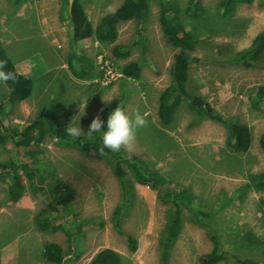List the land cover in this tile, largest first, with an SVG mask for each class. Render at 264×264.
<instances>
[{
	"label": "rangeland",
	"instance_id": "rangeland-1",
	"mask_svg": "<svg viewBox=\"0 0 264 264\" xmlns=\"http://www.w3.org/2000/svg\"><path fill=\"white\" fill-rule=\"evenodd\" d=\"M78 1L94 26L122 0ZM175 1L182 24L193 33L191 52L198 58L190 65L186 89L207 101L225 119L248 127L250 145L244 153H235L225 144L227 131L222 123L197 115L184 102L177 106L171 123L158 121L157 99L169 83L168 66L175 51L160 29L159 0H150L145 18L118 23L114 41L100 42L91 36L74 44L67 35V0H0V39L11 40L6 50L14 53L10 55L14 63L20 62L18 56L30 49L48 52L50 46L45 39L54 37L55 46L65 45L64 50L82 52L92 65L91 75L85 78L57 73L53 80L57 88L53 90L39 91L33 80V92L26 100L6 105L2 124L20 128L34 118L38 105L53 98L68 103L69 122H77L79 117V126L87 132L92 119L100 117L104 100L119 98L130 113L138 109L148 123L137 130L132 152H109L123 158L136 155L171 186L179 185L190 194L186 205L179 206L178 233L162 256L167 230L177 209L171 200L160 202L155 190L137 183L128 172L127 197L122 200L110 154L87 153L73 144L74 138L69 135L64 141L47 134L40 144V160L49 161L45 162L47 169L52 166L74 195L70 208L52 213L73 231L70 252L62 231L40 230L35 224V217L45 205L31 193L20 172L18 193L8 196L10 174L5 171L11 145L7 142L0 145V262L53 264L41 256L40 249L55 242L65 253L63 264H84L104 247L120 254L119 264H200L197 258L210 251L213 236L218 251L226 258L215 264H238L234 257L244 256H256L264 264V185L259 176L264 171V109L253 107L250 100L255 86L264 84V52L249 68L223 61L264 31V0L238 4L231 15L220 12L219 0H201L200 15L189 12L188 0ZM28 3L38 5V21L26 15L33 7L21 8ZM116 44L127 50L125 56H111L110 49ZM128 61L138 63L139 80L122 75L120 67ZM103 64H109L117 73L107 83L100 81ZM3 90L0 84V98ZM70 93L75 98L70 100ZM85 99L84 114L80 115ZM185 198L186 195L181 200ZM119 204L122 217L117 229L112 219ZM84 218L96 221L81 223ZM125 235L135 239L133 251L128 250Z\"/></svg>",
	"mask_w": 264,
	"mask_h": 264
},
{
	"label": "trees",
	"instance_id": "trees-1",
	"mask_svg": "<svg viewBox=\"0 0 264 264\" xmlns=\"http://www.w3.org/2000/svg\"><path fill=\"white\" fill-rule=\"evenodd\" d=\"M250 1L219 0L218 7L222 14L231 15L238 4ZM149 2L150 0H122L118 6L103 14L96 24L92 26L79 1L72 0L67 12L70 24L68 33L70 41L74 44L93 36L100 42L110 43L116 38L118 23L145 18L148 14ZM159 4L158 22L161 32L170 41L175 51L172 53L168 66L169 83L162 89L157 99L156 116L158 121L161 124L171 123L177 106L180 102H184L187 108L197 115L220 122L225 126L227 131L225 144L231 151L235 153L246 152L250 145L248 127L243 123L225 119L222 115L215 112L207 101L189 93L186 89L190 65L198 61L197 56L191 52L195 43L193 33L185 29L182 24L179 18L180 7L177 1L159 0ZM188 10L191 14L200 15L203 11L201 0H188ZM137 41L135 40L134 43H137ZM110 52L113 58L123 57L127 54V50H121V46L117 44L111 47ZM263 52L264 31H261L252 38L248 46L236 51L223 61L249 68L260 60ZM66 57L67 66L73 75L79 78L91 75L92 65L82 55V52H76L72 49L67 53ZM0 62H4L5 71H11L16 76L15 81H9L6 86L2 84L4 90L3 96L0 98V145L2 146L7 142L11 145V152L5 171L6 174H10V183L7 187L8 196L11 197L18 193V187H20L18 184V173L20 172L27 179L31 193L41 198L45 205L35 217V224L40 230L62 231L67 237L69 251L71 252L73 245L71 235L73 231L65 221L52 213H62V211L71 207V202L74 198L73 190L59 179L52 166H50L51 169H47L49 165L48 163L45 165V162L49 161L40 160V144L47 134L56 137L58 140L65 141L69 138L65 128L69 124L70 110L63 101L55 100L40 106L34 118L20 128L4 126L1 122V116L4 114L6 105H12L27 98L31 92L32 83L28 77L15 70L12 60L1 45ZM120 71L126 78L139 80L140 68L135 61L126 62L120 67ZM109 100H111L110 103L105 102L103 104L100 115V119L104 122V129H106L109 113L118 106L120 99L115 97ZM250 100L253 107L264 109V84L255 86ZM71 140L73 144L85 152L99 155L98 149L101 146L99 134L96 135L95 142L88 141L84 137ZM261 144L264 145L263 138H261ZM105 152L114 158L112 171L121 184L122 200L127 197L125 176L128 172L130 177L137 183L148 185L155 190L157 199L160 202H166L168 198L177 207L167 230L166 242L162 249L163 256L164 250L171 246L180 227L179 206L186 205L190 194L179 185L171 186L165 178L151 167L145 165L136 155H129L123 158L109 152L108 149H105ZM259 176L264 185V171ZM184 195H186V198L181 200ZM121 217L122 204H119L113 210L112 219L117 229L119 228ZM95 221L92 218H84L81 223L87 224ZM125 240L128 250L133 251L136 248L135 239L130 235H125ZM211 240L213 246L210 251L200 254L197 258L200 264H215L220 260H226L225 254L218 251L213 236H211ZM40 254L53 264L64 263L65 253L60 245L55 242L44 244L40 249ZM120 261L121 256L117 251L104 247L98 250L85 264H119ZM234 261L238 264H263L256 256L234 257Z\"/></svg>",
	"mask_w": 264,
	"mask_h": 264
},
{
	"label": "clouds",
	"instance_id": "clouds-1",
	"mask_svg": "<svg viewBox=\"0 0 264 264\" xmlns=\"http://www.w3.org/2000/svg\"><path fill=\"white\" fill-rule=\"evenodd\" d=\"M4 62H0V84L5 86L9 81H15L16 76L11 71L4 70ZM123 75V74H122ZM11 90V89H9ZM104 100V99H103ZM110 103L111 100H104ZM86 99L80 105V115L84 114ZM103 121L96 116L90 122L87 132H84L79 126V117L77 122L70 121L65 128L67 135L73 138L84 137L88 141L95 142L97 134L100 135L101 146L98 151L101 156L107 155L105 149L111 152H120L122 149L132 152L137 142V130L147 126V119L138 109L130 113L122 104L119 103L107 117L106 129L103 128Z\"/></svg>",
	"mask_w": 264,
	"mask_h": 264
},
{
	"label": "crops",
	"instance_id": "crops-1",
	"mask_svg": "<svg viewBox=\"0 0 264 264\" xmlns=\"http://www.w3.org/2000/svg\"><path fill=\"white\" fill-rule=\"evenodd\" d=\"M23 5L21 7L23 9H25V8L32 9L30 7H33V10L31 12H26V15L30 16L33 20L38 21L39 16L41 14V12H40V10H38V8L35 9V7H38V5H36L35 3H33L32 6L29 3L26 6H23ZM21 15H23V14H21ZM56 16L58 17L57 11H56ZM51 32H53V31L51 30ZM68 33H69V27L67 28V35H68ZM46 38H48V37L46 36ZM10 41L11 40L7 39V38H1L0 39V45L9 57L11 54L14 55L13 52L9 53V51L6 50L7 49L6 47L8 45H10ZM45 41H46L47 45L50 46V49L48 52L47 51L40 52L38 50L30 49V51L23 53L22 55L18 56L20 58V62L14 63V60L12 61L15 70L18 73L28 77L32 83L31 92H30L29 96L33 92V82H34L33 80L37 81V87L39 88V91H47V90H53V89L57 88L56 86H53V82H54L53 80L58 77L57 73L68 72L69 76H75L71 73V71L69 70V68L67 66L66 55H67V53H69V49L64 50L65 45L55 46V44H54L55 38L54 37L53 38L51 37L49 39H45ZM19 58H17V59H19ZM65 75H67V73ZM81 83H84V82H81ZM82 85H84L85 88L87 87L85 84H79V86H82ZM2 87H3V85H2ZM40 95H42V92L40 93ZM69 98L71 100L75 97L73 96V94L70 93ZM83 98H86V97L83 96ZM55 100H57V99L52 98L51 101H49L45 104H49L50 102H54ZM23 101L24 100H21L18 103H21ZM45 104L42 103L38 106L40 107V106L45 105ZM65 105L67 106V108L69 110L71 109V108H69L68 103ZM0 264H4V263L0 262Z\"/></svg>",
	"mask_w": 264,
	"mask_h": 264
},
{
	"label": "built area",
	"instance_id": "built-area-1",
	"mask_svg": "<svg viewBox=\"0 0 264 264\" xmlns=\"http://www.w3.org/2000/svg\"><path fill=\"white\" fill-rule=\"evenodd\" d=\"M102 69H103V76H102V80H100L101 82L107 83L110 80L112 81L117 77V73L111 70L109 64H103Z\"/></svg>",
	"mask_w": 264,
	"mask_h": 264
},
{
	"label": "water",
	"instance_id": "water-1",
	"mask_svg": "<svg viewBox=\"0 0 264 264\" xmlns=\"http://www.w3.org/2000/svg\"><path fill=\"white\" fill-rule=\"evenodd\" d=\"M71 1L72 0H67L68 11H69V8H70V5H71Z\"/></svg>",
	"mask_w": 264,
	"mask_h": 264
}]
</instances>
